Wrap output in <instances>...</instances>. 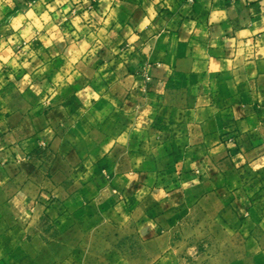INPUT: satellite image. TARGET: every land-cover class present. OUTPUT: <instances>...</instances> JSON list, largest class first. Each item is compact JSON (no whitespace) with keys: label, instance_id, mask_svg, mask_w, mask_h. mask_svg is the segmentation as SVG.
I'll list each match as a JSON object with an SVG mask.
<instances>
[{"label":"crops","instance_id":"crops-1","mask_svg":"<svg viewBox=\"0 0 264 264\" xmlns=\"http://www.w3.org/2000/svg\"><path fill=\"white\" fill-rule=\"evenodd\" d=\"M113 228L264 264V0H0V264Z\"/></svg>","mask_w":264,"mask_h":264},{"label":"rangeland","instance_id":"rangeland-1","mask_svg":"<svg viewBox=\"0 0 264 264\" xmlns=\"http://www.w3.org/2000/svg\"><path fill=\"white\" fill-rule=\"evenodd\" d=\"M178 235L177 245L165 249L164 255L159 256L160 248L133 234L125 235L115 228L101 229L96 237L69 251L68 264H219L208 260L209 253L203 247L187 245L186 229H181Z\"/></svg>","mask_w":264,"mask_h":264}]
</instances>
